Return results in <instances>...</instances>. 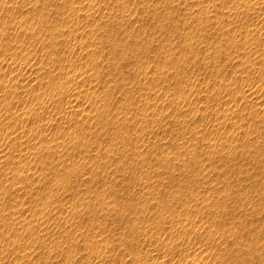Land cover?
<instances>
[{
  "label": "rangeland",
  "instance_id": "rangeland-1",
  "mask_svg": "<svg viewBox=\"0 0 264 264\" xmlns=\"http://www.w3.org/2000/svg\"><path fill=\"white\" fill-rule=\"evenodd\" d=\"M0 264H264V0H0Z\"/></svg>",
  "mask_w": 264,
  "mask_h": 264
}]
</instances>
